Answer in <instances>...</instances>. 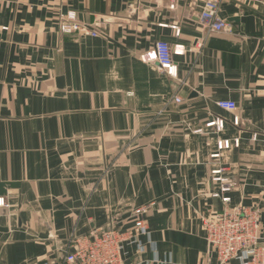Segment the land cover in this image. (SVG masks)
I'll return each instance as SVG.
<instances>
[{
	"label": "crops",
	"instance_id": "crops-1",
	"mask_svg": "<svg viewBox=\"0 0 264 264\" xmlns=\"http://www.w3.org/2000/svg\"><path fill=\"white\" fill-rule=\"evenodd\" d=\"M204 1L0 0V264H61L149 203L147 260L216 264L207 211L258 208L264 235V0H222L216 34ZM69 12L97 35L61 34Z\"/></svg>",
	"mask_w": 264,
	"mask_h": 264
},
{
	"label": "built area",
	"instance_id": "built-area-1",
	"mask_svg": "<svg viewBox=\"0 0 264 264\" xmlns=\"http://www.w3.org/2000/svg\"><path fill=\"white\" fill-rule=\"evenodd\" d=\"M170 1V8L173 9L174 0ZM221 2L205 0L203 3L199 26L207 34L231 30L230 25L219 18ZM94 25L79 23L72 12L60 13L57 19L58 30L64 35L95 37L97 33ZM154 60L163 74L176 76L168 43L158 42L155 45ZM173 101L181 102L178 97ZM217 106L230 112L237 109L235 103L230 101H219ZM237 123L238 119L235 118L234 124ZM217 129H221V123H218ZM223 147H228V143H224ZM223 201L228 202L227 199ZM153 207L154 203H149L134 209L127 221V228L119 227L112 217L109 227L92 231L86 236L72 237L66 245L61 264H167V261L143 257L146 247L140 238L149 237L147 219ZM201 228L216 264H264V235L258 208H226L217 213L207 211L201 218Z\"/></svg>",
	"mask_w": 264,
	"mask_h": 264
},
{
	"label": "water",
	"instance_id": "water-1",
	"mask_svg": "<svg viewBox=\"0 0 264 264\" xmlns=\"http://www.w3.org/2000/svg\"><path fill=\"white\" fill-rule=\"evenodd\" d=\"M9 186H12V185L10 183L0 182V196H4L6 194V190Z\"/></svg>",
	"mask_w": 264,
	"mask_h": 264
}]
</instances>
